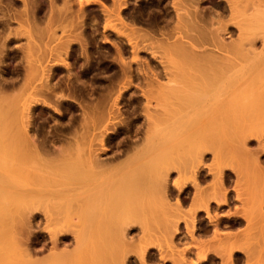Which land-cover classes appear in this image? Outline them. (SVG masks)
<instances>
[{"label": "bare ground", "instance_id": "6f19581e", "mask_svg": "<svg viewBox=\"0 0 264 264\" xmlns=\"http://www.w3.org/2000/svg\"><path fill=\"white\" fill-rule=\"evenodd\" d=\"M61 1L60 7L56 0L9 1L20 4L14 8L19 15L0 3L6 8H0V264H127L132 248L141 259L132 263L145 264L148 244L159 239L168 247L180 224L185 256L196 248L200 253L184 264H202L212 255L221 264L226 258L228 264H264V0H159L163 6L152 16L147 5H157L153 0L139 3L136 14L130 8L125 14L129 0H111L110 7L106 0ZM96 1L97 19V6H90ZM85 4L96 14L89 18L97 20L89 25V42L86 29L81 31ZM62 20L70 21L73 34ZM35 22L55 25L47 32ZM97 25L104 39L110 30L126 45H114L118 57L110 56L119 62L112 61L114 72L107 68L114 77H105L106 84L100 75L102 82L89 83L79 76L89 73L92 79L96 70L93 47L90 56L86 47L96 39ZM18 26L27 40L23 47L11 32ZM59 27L69 37L60 38ZM33 32L41 41L40 34L48 35L47 44L58 38L40 49L45 43L34 41ZM14 37L22 43L14 47L19 67L6 77ZM74 44L84 58L78 69L70 61ZM141 52L149 60H140ZM95 80L97 87L88 91L85 85ZM75 97L73 110L67 101ZM123 99L132 115L128 124L120 111ZM62 105L71 113L65 119ZM133 223L142 245L130 234ZM203 238L214 244L204 245ZM171 246L169 251L177 245ZM172 251L165 253L182 264L184 250L178 252L182 258Z\"/></svg>", "mask_w": 264, "mask_h": 264}, {"label": "rangeland", "instance_id": "374dc122", "mask_svg": "<svg viewBox=\"0 0 264 264\" xmlns=\"http://www.w3.org/2000/svg\"><path fill=\"white\" fill-rule=\"evenodd\" d=\"M5 1L8 3L7 5L10 4L9 1L11 2V0H9V1H8V0H5ZM5 1H0V3L2 2L1 5H2V4H5V3H6ZM36 1H37V0H36ZM44 1H45V0H44ZM57 1H58V0H56V5L58 4L57 6L60 7V6L62 5V4H61V5L59 4L61 0H59L58 3H57ZM75 1H76V0H75ZM75 1H74L73 3H75ZM100 1L104 2L105 0H100ZM110 1H111V0H108V1L106 0V2H109V3H106V2H105L104 4H106V5H107V4H110ZM129 1H130V3H128L129 5L127 4V6H126L125 14L127 13L126 10L129 9V8L132 9V10H127V11H128V12H131V11H132V13H133L134 10L136 11L135 8H136L138 5L141 4V5L144 6V4H146V3L143 4V2H144L143 0H138V1H137V0H129ZM134 1H135V2H134ZM145 1H146V0H145ZM4 2H5V3H4ZM61 2H62V1H61ZM77 2H78V0L76 1V3H77ZM141 2H142V3H141ZM153 2H155L157 5H153V4H152L153 7H152L151 4H149L150 6L147 5L149 8L151 7L152 9H154V10H153L154 12L151 11L152 14L150 13V14H151L150 16H152L153 14H156L157 10H158L161 6H163L162 3H161V6L158 5V4L160 3L159 0H158V1H157V0H153ZM157 2H158V3H157ZM135 3H136V6L134 7L133 5H135ZM139 3H140V4H139ZM12 4H13V3H12ZM12 4H10V5H12ZM18 4H19V3H18ZM18 4H17V3H16V4H13V5H14V6H12V10H13V11H11V7H10V5L8 6L9 9H10V12H11V13H14V11H15L17 14H18V12H19V13L21 12V11H18V12L16 11L17 9H19L18 7H20V6H18ZM42 4H43V3H42ZM88 4H89V3H88ZM90 4H91L90 6H92L93 4H95V5L93 6L94 8L97 6L95 9H98V6H101V5H98V4H101V3H98L97 1L94 2V3H93V2H92V3L90 2ZM16 5H17L18 7H17V9L15 10L14 8H15ZM19 5H20V4H19ZM72 5H73V4H72ZM74 5H75V4H74ZM4 6H6V4H5ZM42 6H43L42 8H45V7H44V6H46L45 3H44ZM90 6L87 5V4H85V5L83 6L84 10H83V17H82V19L86 18L87 20H86V19H84L85 21L83 20V21H84V24H86V26L84 25L85 27L81 28V31H83V29L85 28L86 30L84 29L85 32H83V34H85V33L87 32V37L91 36V35L89 34V32H91V31H90V28H91L90 26H93V27L95 26V23H94V25H92L91 23H93V20H95L94 22L97 21L96 19L98 18V15H99L98 13H100V11H101L100 7H99L98 10H95V11H96V14H97V15H96L94 9L92 10L93 7H90ZM107 6H109V5H107ZM110 6H111V4H110ZM110 6H109V7H110ZM156 6H157V7H156ZM1 7H3V6H0V8H1ZM6 7H7V6H6ZM73 7H74V6H73ZM73 7H72V9H71L72 11H73V9H74ZM76 7L78 8V5H77V6L75 5V9H74V10H77ZM89 7H90V8H89ZM127 7H128V8H127ZM132 7H133L134 9H133ZM155 8H156V10H155ZM4 9H6V8L3 7V10H4ZM20 9H22V8H20ZM45 9H46V8H45ZM45 9H43V10H45ZM85 9H86V10H85ZM137 9H139V6L137 7ZM90 10H92V12H93V13H91V15H90ZM98 11H99V12H98ZM137 11H138V10H137ZM85 12H86V13H85ZM87 12H88L89 14H88ZM16 13H15V15H16ZM72 13H74V12H72ZM123 13H124V12H123ZM84 14H86V15H84ZM87 14H88L89 16H88ZM94 14H95L96 16H95ZM133 14H136V12L133 13ZM15 15H14V16H15ZM18 15H19V14H18ZM12 16H13V14H12ZM16 16H17V15H16ZM86 16H88V18H87ZM90 16H93V17L95 16V18H96V17H97V18H96V19H95V18H92V17L89 18ZM142 16H144V14H143ZM125 17L128 18L126 15H125ZM144 17L146 18V17H148V16L145 14ZM126 18H125V21L127 20ZM89 19H90V20H89ZM91 19H92V22H91ZM88 20H89V21H88ZM141 20H142V21H141ZM12 21L14 22L15 19H14V20L12 19ZM16 21L18 22V20H16ZM37 21H39V20H37ZM140 21L142 22V24H141V23H139V24L143 25L144 27L147 26L145 23L143 24V19H142V18L140 19ZM13 22H12V24H13ZM17 22H15V23L13 24V26H14ZM21 22H22V21H20V24H21ZM40 22H43V21H40ZM56 22H57V21H56ZM59 22L62 23L63 20H62V21H59ZM86 22H88V23H86ZM127 22H129V21H127ZM18 23H19V22H18ZM18 23H17V24H18ZM35 23H36V22H35ZM102 23H103V22H100L99 24L101 25ZM112 23H113V22H112ZM17 24H16L15 26H17ZM20 24H18V25H20ZM40 24H43V23H40ZM40 24H39L38 22L36 23L37 26H38V25L41 26L40 28H46V29H47V32H48V30L50 31V29L53 28V24L55 25V23H52V27L48 29V26H49L50 24H49L48 26L45 25L46 27L43 26L44 24H47L46 22H44L43 25H40ZM59 24H60V23H59ZM87 24H88V25H87ZM113 24L115 25V21H114ZM60 25H61V24H60ZM89 25H90V26H89ZM100 25H99V27H102V26H100ZM120 25H121V24H120ZM120 25H117V26L120 27ZM20 26H22V25H20ZM27 26H28V25H27ZM27 26H26V27H27ZM63 26L66 27V29L68 30L69 33H72V34H73V32H75V31L72 32L73 29H71V28H72V24L70 23V21H68V20H64V22H63ZM26 27H25V28H26ZM28 27H29L30 29H32V27H30V26H28ZM55 27H56V26H55ZM61 27H62V26H61ZM61 27H59L58 29H56V31H58L57 34H59V35H61V34L63 35V34H64V31H65V29L63 28L64 31H62V32H63V33H62V32L60 31V30H62V29H60ZM99 27H98V25H97V26H96V30H97V31L99 30L98 32H99V34H101V35H98V32L95 30L94 33H96V32H97V33L95 34V37H94V38H96V39H93V40H92L93 43H91V42H90V43H87V44H88V45H87L88 47H86V49H87V54H88V52H89V49H90L91 47H93V50H90V51L92 52V55L90 56V54H91L90 52H89L90 54H88V55L91 57V58H90V57H89V58L91 59L90 62L92 63V66L95 67V65H96V68L93 67L94 69H96V70H93V72H94L93 77H95V78L91 77L92 79H88V78H89V76H88L89 73H85L87 76H86L85 74H80L79 76L81 77V79L83 78V81L85 80V82H86V80H88L89 82H91L90 80L93 81L94 79H96V80H97V79H101V78L99 77V75L102 76L103 78L106 77L107 79H108L110 76H112V75H113L112 73H113L114 70H115L114 68H116V67L113 66V64H115V62L113 63L112 61H116V63L119 62V61H117L119 58H114V57L117 56V54H114V55H116V56L113 55L114 51L116 52V46H114V45L117 44V46L120 47L121 49H123V47H126V45L123 43L124 41L119 40V41H122V42L120 43V42L118 41V39L116 38V35H115V34L113 35V32L110 31V30H109V31L107 30V33H108L109 36H108L107 33H106L107 38L104 39L103 36H102V29L99 28ZM115 27H116V26H115ZM118 27H116L117 30H118ZM14 28H15V27H14ZM16 28L19 29V26L16 27ZM21 28H22V27H21ZM87 28H88V29H87ZM97 28H98V29H97ZM121 28H122V27H121ZM121 28H120V29H121ZM26 29H27V28H26ZM33 29H34V31H36V29L39 30L38 28H33ZM54 29H55V28H54ZM91 29H92V28H91ZM127 29H128V28H127ZM16 30H17V29H16ZM20 30L22 31V30H24V29H19V30H17V31L14 30V32H13V29H12L11 32H12L13 34H14V33H17V34H16L17 37L19 36L18 38L21 40V38H22V37L24 38V36H20L21 34H23V31H22L21 34L18 33V31H20ZM41 30H42V29H41ZM52 30H53V29H51V31H52ZM67 30H66V31H67ZM79 30H80V29H79ZM123 30H124V31H128V30H125V27H123ZM21 31H20V32H21ZM26 31H28V29H27ZM54 31H55V30H54ZM56 31H55V33H56ZM121 31H122V30H121ZM124 31H123V32H124ZM29 32L32 33V30H30ZM29 32H25V33H28V34H29ZM37 32H40V31H37ZM37 32H33L34 34H33V35L30 34V35H31V36H35V35H36L35 33H37ZM60 32H61V33H60ZM68 32H66V33H68ZM76 32H77V31H76ZM111 32H112V33H111ZM43 33H46V30H44ZM50 33H51V32H50ZM69 33H68V34H69ZM109 33H110V34H109ZM124 33H125V32H124ZM126 33H127V32H126ZM39 34H40V33H39ZM39 34H37V35H39ZM46 34H48V33H46ZM46 34H44V35H46ZM52 34H53V32H52ZM88 34H89V35H88ZM14 35H15V34H14ZM16 35H15V36H16ZM44 35H41V34H40V36H42L43 38H46V37L48 36V35H46V36L44 37ZM59 35H57V36H59ZM62 35L60 36V38L63 39ZM65 35H66V34H64V36H65ZM25 36H26V35H25ZM50 36H51V35H50ZM54 36H56V34H55ZM54 36H51L53 42H54V40H56V39L58 38V37L55 38ZM96 36H97L98 38H97ZM101 36H102V37H101ZM114 36H115L116 39H114ZM17 37H14V40L17 41L16 43L19 44L21 41L18 40ZM20 37H21V38H20ZM66 37H69V36H65V38H66ZM23 38H22V43H23V41H24L25 43H27V42H26L27 40L25 41V39H23ZM25 38H26V37H25ZM34 38H35V39H34ZM36 38H37V40L40 39V37H38V36H37V37L35 36V37H33L32 39H34V41H35ZM43 38H42V41H41V39H40V41L45 43L46 41H45V39L43 40ZM53 38H54V39H53ZM71 38H72V37H71ZM84 38H86V34L84 35ZM16 39H17V40H16ZM48 39H49V38H48ZM48 39H47V40H48ZM113 39H114V41H115L116 43H114ZM12 40H13V39H12ZM14 40H13V43H12V41L9 43V45H10L11 47H10L9 45H8L9 47H7L8 50H11V51H12V48H13L14 50H13L12 52H11V51H8V53H9V56H8V57H9V58L7 57V58H6V61H8V60L11 59V60L9 61V63H7V62L5 61L7 65L5 66V68H4L5 70H4L3 72L5 73V76H6V77H8V75H9V76H12V75H13L12 73L15 71V68L18 69V67H19V66L17 67V65H18V63H17V61H18V57H17V55H16L17 53L15 52V53H16V54H15L14 51L16 50V49H15L16 46H20L22 43H20L19 45H15V44H14V43H15ZM29 40H30V39H29ZM37 40H36V42L39 41V40H38V41H37ZM85 40H86V39H85ZM87 40H88V41H87ZM87 40H86V42H89V41L91 40L90 37L87 38ZM18 41H19V42H18ZM57 41H60V40H57ZM110 41H111V42H110ZM41 42H40V43H41ZM53 42H52V43H53ZM86 42H84V43L86 44ZM94 42H95V43H94ZM117 42H118V43H117ZM32 43H33V41H32ZM32 43H31V44H32ZM50 43H51V42H50ZM52 43H51V44H52ZM54 43H55V42H54ZM54 43H53V44H54ZM57 43H58V42H57ZM11 44H13V46H12ZM34 44H36V46H37V43H34ZM51 44H49V43H48V44L45 43V44H41V45L38 44V45H39L38 48L43 49V48H44V45H47L46 47H48V45H50V46L53 45V44H52V45H51ZM77 44H78V43H77ZM77 44H74V46H76V47H74V48H75V49H74V52L76 51V54L72 56V58L70 59V61L73 62L74 64L77 62V63H76V68L78 69L79 67H78L77 65L80 64L79 61L82 62V61L84 60V58H81L82 56H80V54H79L80 51H81V50H79V49H80L81 47L78 48L80 45L78 44L79 46L77 47ZM85 44H84V45H85ZM90 44H91L92 46H91ZM119 44H120V45H119ZM121 44H122V45H121ZM25 45H27V44H24V43H23V45H21V47H23V46H25ZM123 45H124V46H123ZM50 46H49V47H50ZM55 46H56V44H55ZM85 46H86V45H85ZM90 46H91V47H90ZM14 47H15V48H14ZM32 47H33V46H32ZM89 47H90V48H89ZM10 48H11V49H10ZM34 48H35V46H34ZM76 48H77V49H76ZM88 48H89V49H88ZM96 48H97L98 50H97ZM36 49H37V48H36ZM91 49H92V48H91ZM100 49H101V50H100ZM124 49H125V48H124ZM124 49H123V50H124ZM94 50L96 51L95 55H97L98 57L95 56V55L93 54V52H95ZM77 51H78V52H77ZM100 51H101V52H100ZM10 52L12 53V56L10 55V54H11ZM13 53L15 54V56H16L17 58L14 57ZM77 53L79 54V56H78ZM110 53H111V54H110ZM116 53H117V52H116ZM125 53H127V51L124 52V54H123L124 56H122L123 59H126V61H127V60H130V59H131V58H130L131 55L129 54L130 52H128L127 54H125ZM76 55H77V57H78V60H77ZM110 55H112V56H114V57H112V56H110ZM128 55H129V56H128ZM147 55H148L147 53H145V52H141V53L139 54L138 58L141 57L140 60L147 61V58H148V60H149V55H148V56H147ZM10 56H11V57H10ZM100 56H104L105 58L102 57V61H101V58H99ZM106 56H110L112 60H111V61L108 60L110 57L107 58ZM93 57H94L93 60H94L95 62L92 60ZM117 57H118V56H117ZM125 57H126V58H125ZM80 58H81V59H80ZM129 58H130V59H129ZM145 58H146V59H145ZM13 59H14V60H13ZM90 59H89V60H90ZM98 59H99V60H98ZM104 59H105V60H104ZM116 59H117V60H116ZM16 60H17V61H16ZM15 61H16V62H15ZM75 61H76V62H75ZM96 61L99 62V64H101V65H100V66H102L101 68H100V66H99L98 63L96 64ZM108 61H109V62H108ZM100 62H101V63H100ZM127 62H128V61H127ZM94 63H95V64H94ZM105 63H106V64H105ZM111 63H112V64H111ZM150 63H151V62H150ZM13 64H14V65H13ZM107 64H108V66H107ZM109 64H110V65H109ZM118 64H119V63H118ZM15 65H16V67H14ZM97 65H98V67H97ZM105 65H106L107 67H106ZM132 65L134 66L135 64L133 63ZM7 66H9V67H8L9 70L6 68ZM111 66H112V68H110V69H111L113 72H112V71H109V69H107V68H109V67H111ZM115 66H117V64H115ZM11 67H12V68H11ZM13 68H14V69H13ZM97 68H99V69L97 70ZM17 69H16V70H17ZM102 69H103V70H102ZM105 69H106V70H105ZM7 70H8V72H7ZM10 71H12V72H10ZM103 71H104V72H103ZM59 72H60V71H59ZM59 72H58V73H59ZM95 72H98V73H95ZM110 72H111V73H110ZM60 73H61V72H60ZM60 73H59V75H61ZM99 73H100V74H99ZM7 74H8V75H7ZM108 74H109V75H108ZM111 74H112V75H111ZM81 75H82V76H81ZM89 75L91 76L92 74H89ZM95 75H96V76H95ZM106 75H108V77H107ZM56 76H58V74H57ZM83 76H84V77H83ZM80 77H79V79H80ZM96 77H97V78H96ZM113 77H114V76H113ZM113 77H110V78H113ZM103 78L101 79V82H102ZM106 78H105V80H103L104 82L106 81L105 84L107 83L108 80L110 81V79L107 80ZM96 80H95V83H90L89 85H88V84L85 85V86H87V90H88V91H89V90L91 91V88L88 89L89 86H90V87H92V86L97 87V84L100 82V80H97V81H99L98 83H96V82H97ZM83 81H82V82H83ZM135 81H137V80H135ZM85 82H84V83H85ZM89 82H86V83H89ZM93 82H94V81H93ZM92 84H94V85H92ZM91 85H92V86H91ZM95 87H92V88H95ZM92 90H93V89H92ZM97 90H98V88H96V90H93L92 92H95V93H93V94H96V92H98V91H99V93H100V91H101L100 88H99L98 91H97ZM89 94H90V96L92 95L93 97H95L92 93L89 92ZM97 94H98V93H97ZM97 94H96V95H97ZM98 96H99V95H98ZM98 96H96V97H98ZM75 98H76V101H73V100H75L73 97L69 98V99H73V100H71V101L68 100V101H67V103H68L69 105H72L71 108H72L73 110H75L74 108H76V107L78 106V105L76 106V102H78L77 99H79V98H77V97H75ZM91 98H92V97H90V99H91ZM126 98H127V96H126ZM92 99H93V101H94L96 98H92ZM126 100H127V99H126ZM126 100H124V99L122 100V103L125 102L124 104H122V103L120 102V106L122 105V106H121L122 108L120 107V111H123V112H121L122 115H123V116L121 115L122 117H124V116H126V117L129 116V117H127V120H126V121H125L126 117L124 118V121L126 122V124H128V123H127V122H128V118H130L132 115H131V113H130V108H129L128 103H127L128 101H126ZM69 101H70V102H69ZM71 102H72V104H71ZM73 102H75V103H73ZM73 105H74L75 107H74ZM64 106H65V105L60 106V110H61L62 112H63L64 109H66V108H65L66 106H65V107H64ZM61 107H62V108H61ZM63 107H64V108H63ZM121 109H123V110H121ZM125 109H126V110H125ZM66 111L69 112V113H67ZM64 112H65V115H66V116L64 117V119L68 117V116H67L68 114H69V115L71 114L70 111H68V110H64ZM64 112H63V113H64ZM75 112H76V111H74V113H75ZM128 112L130 113L129 115H128ZM40 116H41V115H40ZM40 116H39V118H40ZM46 116L49 117L48 113H43L41 117H42V118L45 117V118H43L44 120H43L42 118H41V119H42L43 121H45V122L47 123V125H48V124L50 125V123H52V121H51L50 119H47L48 117H46ZM39 118H37L36 120L39 121ZM41 119H40L39 122H42ZM45 119H46V120H45ZM140 120H141V118L137 117V119H136V123H137V121H138V123H139ZM125 122L121 123L120 126H121L122 124H124ZM123 126H124V127H123ZM122 127H123V128H126V125H122ZM129 128H130V126H129ZM133 128H134V127H131V129H133ZM124 130H125V129H124ZM119 133H120V134H119ZM119 133H118V134H119L118 137H122V136H121V135H123L122 131H119ZM121 133H122V134H121ZM119 139H120V138H119ZM172 174H173V173H172ZM173 175H174V174H173ZM205 182H208V181H204V182H202V183L205 184ZM208 183H209V182H208ZM208 183H206L207 186H208ZM203 184H202V185H203ZM203 186H205V185H203ZM231 193L233 194V192H231ZM173 195L175 196V193H174ZM173 199H174V198H173V196H172V199H171V201H170L171 203H172V200H173ZM180 208H181V207H180ZM182 208H183V207H182ZM182 208H181V209H182ZM172 210H173V209H172ZM233 210H234V209H233ZM233 210H231V211H233ZM174 211H175V210H173V212L171 211V213L173 214L172 216H174V213H175ZM178 211H179V209H178ZM182 211L184 212L185 210L182 209ZM179 213H181V212H179ZM181 214H182V213H181ZM178 216H179V215H178ZM38 224H39V223H38ZM133 224H134V225H132L133 228L131 229L130 234L134 236V235L138 232V229H137L138 226H137V228H136V224H135V223H133ZM204 224H205V221L203 222V225H204ZM201 225H202V224H201ZM203 225H202V226H203ZM244 226H245V225H244ZM244 226H243V224H242L241 227H243V229L239 228V230H237V231H240V229H241L240 232L244 231V232H243V235H244V233L246 232V230H244V229H245ZM36 228H37L36 230H38V231L41 232V230H40V229H41V225H38V227H36ZM157 228H159V230L162 229V228H160L159 226H158ZM225 229H231V227H229V228H228V227H225ZM225 229H224V227H223V230H225ZM134 230H135V232H134ZM136 230H137V232H136ZM183 230H184V228H182V224H180V231H179V233H178V235H177L178 238H177V237H176L175 239H174V237H173L172 239L170 238L171 241L173 242V244H171L172 242L169 243L170 245H172L171 248L174 247L175 245H177L176 247H174L175 249L172 248L174 252L171 250V251L173 252V255H174V256H175L176 254L178 255L181 251L184 250V252H181V253H182L181 255H183V256L186 257V258H182L183 256H181L180 254H179L180 256H179V255L176 256V257H181L182 259L185 260V261L183 260L184 262L182 261V262H183L182 264H184V263L189 259V258H187V255L185 256V249H183V248L186 247V246H184L183 244H187V243H186L187 241L184 240V239H185V238H183L184 235H182V234L180 235V232L184 233ZM132 231H133V233H135V234H132ZM151 231H152V230H151ZM154 231L157 233V231L155 230V228H154ZM162 231H163V230H162ZM40 232H39V233H40ZM149 232H150V230H148V233H149ZM150 233H151V232H150ZM152 233H153V232H152ZM158 233H160V232H158ZM137 234H138V233H137ZM137 234H136V235H137ZM160 234H162V233H160ZM160 234H159V235H160ZM131 235H130V236H131ZM136 235H135V237H133V238H136ZM138 235H139V234H138ZM148 235L151 237L150 234H148ZM152 235H153V234H152ZM179 235H180V236H179ZM149 236H147V237H149ZM153 236H154V235H153ZM156 237H159V236H157V234H156ZM160 237L164 238V233H163V236L160 235ZM167 237H168V235H167ZM179 237H180V238H179ZM131 238H132V236H131ZM131 238H130V240H129L130 242H131V240H132ZM137 238H138V236H137ZM137 238H136V239H137ZM154 238H155V237H154ZM162 238H161V240H162ZM182 238H183V239H182ZM206 238H207V237H206ZM206 238H203V240H204V242H205V244H204V243H203V244H204V245H206V244L209 245L212 241L210 242V240L207 239V240L209 241V243H208V241L206 240ZM136 239H134V241H133L134 243L137 241ZM148 239H149V238H148ZM150 239H151V238H150ZM155 239H156V238H155ZM155 239H154V240H155ZM165 239H166V240H165ZM176 239H179V240H177L178 242L176 241ZM138 240H139V238H138ZM151 240H153V237H152ZM154 240H153V241H154ZM163 240L167 241V238L165 237ZM163 240H162V241H163ZM168 240H169V239H168ZM174 240H175V241H174ZM183 240H184V241H183ZM139 241H140V242H138V243H140V244L143 242V241H141V240H139ZM167 242H168V241H167ZM175 242H176V243H175ZM206 242H207V243H206ZM126 243H127V242H126ZM128 243H129V242H128ZM128 243H127V244H128ZM152 243H154L155 245H151ZM152 243H151V244H148V248H149V251H150V254H149V255H151V257L148 255V257L145 258V264H154L155 261H156V264H158V263H159V264H168V263H171V264L174 263V264H175V262H173L174 257L172 256V257H173V260H172V257H171V256H170V257L168 256V253H171V251L168 250V248H169L170 245H168V247H167V245H165V244H167L166 242L163 243L164 245H163V244H160L161 242L159 241V239H156V240H155L154 242H152ZM157 243H158V244H157ZM178 243H179V244H178ZM182 243H183V244H182ZM127 244H126V246L129 245V248L132 247V246H130L132 243H131V244L129 243L128 245H127ZM135 244H137V243H135ZM159 244H160V245H159ZM211 244H214V243H211ZM141 245H142V244H141ZM156 245H157V246L159 245V247H157ZM160 246H161V247H160ZM200 246H201V245H200ZM139 247H140V246H139ZM166 247H167V248H166ZM182 247H183V248H182ZM204 247H206V246H204ZM208 247H210V246H208ZM213 247H214V245H213ZM213 247H212V248L210 247L211 249H210L209 251H211V250L213 249ZM215 247L218 248V249L221 248V247H217L216 245H215ZM215 247H214V248H215ZM159 248L162 249V250H164V251H162V250L157 251ZM177 248H178V249H177ZM206 248H207V247H206ZM206 248H205V249H206ZM125 249H127V247H126ZM132 249H133V248H132ZM132 249H130V250L128 251V252H132V253H130L131 256H128L129 259L126 260V262L128 261L127 264H135V262H136L137 264H138V263L141 264L142 261H141V262H137L138 260H139V261L141 260L140 258L137 259V257L140 256V255H138L139 253L136 254V251H135L136 249L133 250V251H132ZM169 249H170V248H169ZM180 249H181V250H180ZM196 249H197V248H196ZM196 249H195V250H196ZM198 249H199V248H198ZM127 250H128V249H127ZM127 250H125V251H127ZM195 250H193L195 256H196L197 254H200V253H196L197 251L195 252ZM137 251H138V249H137ZM175 251H176V252H175ZM193 251H192V252H193ZM199 251H200V250H199ZM199 251H198V252H199ZM165 252H168V253H165ZM178 252H179V253H178ZM200 252H202V251H200ZM133 253L136 254V255H135L136 257L133 255ZM159 253H161V254H159ZM195 253H196V254H195ZM238 253H239V252H236L235 254H238ZM155 254H156V255H155ZM157 254H158V255H157ZM127 255H129V253H128ZM165 255H167L170 259H169L167 256L165 257ZM169 255H171V254H169ZM239 255H241V253H240ZM133 256H134V258H133ZM158 256H159V257H158ZM162 256H163V257H162ZM241 256H243V255H241ZM130 257H131V258H130ZM198 257H199V256H198ZM158 258H159V259H158ZM164 258H166V259H164ZM195 258H196V257H195ZM130 259H131V260H130ZM132 259H136L137 261L134 260V263H132ZM161 259H162V261H161ZM163 259H164V260H163ZM179 259H180V258H179ZM146 260H148L147 263H146ZM149 260H150V262H149ZM180 260H181V259H180ZM194 260H197V259H194ZM244 260H245V259H244ZM246 260H247V259H246ZM160 261H161V262H160ZM178 261H179V260H178ZM178 261H177V262H178ZM191 261H192V260L189 259V262H190V263H191ZM151 262H152V263H151ZM157 262H158V263H157ZM172 262H173V263H172ZM179 262H180V261H179ZM179 262H178V263H179ZM229 262H230V261H229L228 258L222 260V263H223V264H228ZM246 262L248 263V261H246ZM246 262H245V264H247ZM187 263H188V262H187ZM176 264H177V263H176ZM179 264H181V262H180Z\"/></svg>", "mask_w": 264, "mask_h": 264}, {"label": "flooded vegetation", "instance_id": "af4514ba", "mask_svg": "<svg viewBox=\"0 0 264 264\" xmlns=\"http://www.w3.org/2000/svg\"><path fill=\"white\" fill-rule=\"evenodd\" d=\"M190 255H191L192 257H194L193 253H191ZM191 256L188 255L187 258H188V257H191ZM212 256L214 257V255H212ZM212 256H211V257H212ZM192 257H191V258H192ZM213 257H212V258H213ZM212 258H211V259H212ZM215 258H216V257H215ZM193 259H195V257H194ZM211 259H210V260H207V261H208L209 263H211V264H217V263H215V262H212V261H214V260H213L214 258H213L212 260H211ZM188 260H189V259H188ZM190 260H191V259H190ZM207 261H204L203 263H202V262H201V263H202V264H206ZM208 262H207V264H209ZM187 264H188V263H187Z\"/></svg>", "mask_w": 264, "mask_h": 264}, {"label": "crops", "instance_id": "0c3cea01", "mask_svg": "<svg viewBox=\"0 0 264 264\" xmlns=\"http://www.w3.org/2000/svg\"><path fill=\"white\" fill-rule=\"evenodd\" d=\"M216 261H217V264H221V260L220 259H217V258H214V262L216 263ZM219 261H220V263H219ZM239 261V260H238ZM240 261H242V260H240ZM243 264V261H242V263L241 262H236V264ZM168 264H170V263H168Z\"/></svg>", "mask_w": 264, "mask_h": 264}]
</instances>
